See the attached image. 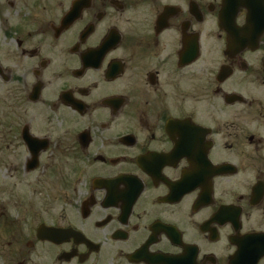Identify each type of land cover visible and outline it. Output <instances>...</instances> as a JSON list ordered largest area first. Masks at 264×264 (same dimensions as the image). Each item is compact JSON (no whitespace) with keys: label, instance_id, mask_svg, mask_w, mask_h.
<instances>
[{"label":"flooded vegetation","instance_id":"obj_1","mask_svg":"<svg viewBox=\"0 0 264 264\" xmlns=\"http://www.w3.org/2000/svg\"><path fill=\"white\" fill-rule=\"evenodd\" d=\"M0 264H264V0H0Z\"/></svg>","mask_w":264,"mask_h":264},{"label":"rangeland","instance_id":"obj_2","mask_svg":"<svg viewBox=\"0 0 264 264\" xmlns=\"http://www.w3.org/2000/svg\"><path fill=\"white\" fill-rule=\"evenodd\" d=\"M11 206V205H10ZM12 210H13V212H14V210H16V208L15 207H12Z\"/></svg>","mask_w":264,"mask_h":264}]
</instances>
